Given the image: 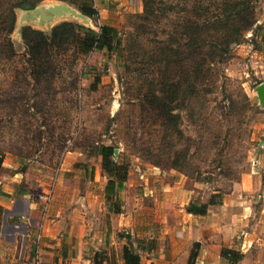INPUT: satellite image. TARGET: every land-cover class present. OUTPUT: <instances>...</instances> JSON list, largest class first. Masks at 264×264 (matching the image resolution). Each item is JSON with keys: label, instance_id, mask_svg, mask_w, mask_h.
Masks as SVG:
<instances>
[{"label": "rangeland", "instance_id": "obj_1", "mask_svg": "<svg viewBox=\"0 0 264 264\" xmlns=\"http://www.w3.org/2000/svg\"><path fill=\"white\" fill-rule=\"evenodd\" d=\"M39 1L0 0V182L31 196L51 189V198L61 187V197L71 205L75 201L81 210L89 200H99L102 206L109 202L116 215H123L125 210L132 213L139 203L144 218L152 221L160 215L153 207L157 201L171 204L185 200L173 194L175 187L182 186L191 194L188 206L205 205L206 209L209 205H225L224 209L218 208L219 214L225 216L222 224L232 229L229 244L220 251L225 264H264V111L257 106L253 92L264 82V0L197 1L207 7V14L216 7L222 9L226 3L237 4L235 10L241 12L233 26L237 42L220 52L213 45L224 37L210 31L203 33L204 60L195 82L196 93L174 106L172 113L178 115L180 136H170V142L162 140L164 127L143 98L155 89L159 77L155 73L161 67L154 61L153 46L165 37L171 23L160 20L154 25L142 20V1L149 0H108L101 14L90 8L88 0H61L71 2L77 9H92L97 28L108 26L118 32L119 49H94L79 56L71 70L77 75H68V70L56 75L51 100L40 107L31 96L33 86L13 75V67L23 68L21 59L6 58L4 45L5 38L10 40L14 6ZM155 1L154 7H176L169 16L175 24L190 15L195 2ZM136 16L142 22H137ZM13 49L16 56L24 51L22 47ZM65 59L60 65H67L72 56ZM191 65L184 64L189 69L187 75H191ZM35 109L43 110L44 121L52 115L58 135L63 134L59 151L47 133L39 141L35 139L36 125L44 122ZM101 145L118 149L114 163L123 180L114 181L111 195L105 194L107 177L96 155ZM175 152H180L182 159L177 158L173 165ZM162 193L168 196L161 198ZM91 210L89 207L83 212L94 219ZM152 233L149 231L150 236ZM123 234L119 230L114 236ZM84 237L87 244L80 257L89 260L88 264H92L94 254L102 259L101 264H118L113 246L95 250L90 246L88 230ZM64 251L67 255L75 252ZM190 257L186 264H196L197 258ZM67 262L65 259L62 264Z\"/></svg>", "mask_w": 264, "mask_h": 264}, {"label": "crops", "instance_id": "obj_2", "mask_svg": "<svg viewBox=\"0 0 264 264\" xmlns=\"http://www.w3.org/2000/svg\"><path fill=\"white\" fill-rule=\"evenodd\" d=\"M90 2L99 14L108 4V0ZM60 190L61 187L56 189L43 212V194L31 196L16 186L0 182V264H62L65 259L69 264H88L89 260L80 257L87 244L84 237L87 230L91 234L90 246L95 250L113 246L118 264H123V246L130 247L138 255L139 264H186L189 256L197 258L196 264L200 261L202 264H225L220 251L229 244L232 237L228 234L232 229L222 224L225 216L219 214L218 208L224 209V204L217 208L209 205L203 214L195 213L189 207L198 206L187 205L190 191L179 186L173 194L185 200L171 204L157 201L153 205L160 214L157 221L144 218L139 203L132 213L121 206L123 215H116L109 202L102 206L99 200H96L99 203L86 202L84 210L92 208L94 218L89 219L75 201L71 205L67 198L61 197ZM160 195L161 198L168 196ZM87 221L90 222L88 226ZM119 230L128 235V239L123 235L115 237ZM149 231L153 232L152 236ZM243 239L251 240V237ZM64 249L75 252L67 255Z\"/></svg>", "mask_w": 264, "mask_h": 264}, {"label": "trees", "instance_id": "obj_3", "mask_svg": "<svg viewBox=\"0 0 264 264\" xmlns=\"http://www.w3.org/2000/svg\"><path fill=\"white\" fill-rule=\"evenodd\" d=\"M197 1L199 2V0H195L193 3L190 15L188 17L187 15L184 16L182 22L176 24L169 21V16L174 14V9L176 10L175 6L154 7L155 0L142 1L143 14H145L143 21L146 20L154 25L160 20H166L167 23H171L165 37L158 40L160 42L157 43V46H153L154 55L156 53L154 61L161 65V69L159 68L157 70L158 73H155V75H159L155 80V89L151 90L143 98L144 102L150 107L153 117H156L164 127L162 140H168L169 142L170 136L175 134L180 136L178 115L172 113L173 109L176 108L174 106L183 104L187 97L196 93L198 76L201 74V64L204 60L202 56L203 33L208 34V31H210L216 35L221 34L224 37L220 43L213 45L219 48L220 52H225L232 42H237V30L233 27L236 23L234 21L235 18H238L241 13L235 10L237 4L226 3L224 7L222 4V9L216 7L217 9H214L213 13L207 14V7H202ZM158 3L159 5L162 4L161 2ZM34 5L19 2L14 7L30 9ZM78 10L89 16L94 23L92 17L94 11L92 9L80 7ZM135 18H137V22H142L140 16ZM136 26L139 29L141 27L140 23H137ZM244 26L246 28L248 24ZM21 35L24 44L22 54L16 56L12 43L5 38V57H8V59L14 57L21 59L20 64H22L23 68L18 70L16 66L13 67L16 72L13 75L20 77L27 86H33L30 89L32 92L31 96L39 101V103L35 101V105H40V107L42 105L45 106L44 104L51 100L50 96L54 92L53 85L56 75H61L63 71L67 72V70L68 75H77L76 72L72 74L71 70L75 67L79 56H85L94 49H104L106 52H113L119 49L118 32L108 26H99L98 33H93L77 24L60 23L51 29L49 37L27 27L22 28ZM66 56H72V61L65 66L60 65L63 61H66ZM189 62L192 64L191 75H187L189 69L184 66L185 63L189 64ZM169 66L172 67V70H169ZM169 72L171 74L175 73V75H167ZM196 81L197 83H195ZM74 83L75 81H72V86ZM37 109H35L36 113L43 112V110ZM41 117L44 121L43 113H41ZM56 128L57 126L52 121V115H50V119L46 118L44 122L36 125L37 134L35 139L39 141L41 136L47 133L48 138L52 140V144L59 151L61 148L59 144L64 139L62 137L63 134L58 135ZM113 149L111 145H101L96 148V155L100 157L103 172L107 177L104 190L106 195L112 194L114 181L123 180L122 177H118L116 163L110 159ZM177 158L182 159L180 152L174 153L172 158L173 165ZM2 162L3 153L0 152V168ZM189 210L203 214L205 205L189 207ZM123 237L128 239V235H123ZM121 258L123 264H139L138 255L128 246L122 247ZM91 262L92 264H101L102 259L97 254H94Z\"/></svg>", "mask_w": 264, "mask_h": 264}, {"label": "water", "instance_id": "obj_4", "mask_svg": "<svg viewBox=\"0 0 264 264\" xmlns=\"http://www.w3.org/2000/svg\"><path fill=\"white\" fill-rule=\"evenodd\" d=\"M13 15L14 23L10 42L15 47L24 48L21 35L24 27L39 31L46 37H49L51 29L60 23L77 24L93 33H98V28L93 24L92 19L66 1L40 0L30 9L13 8ZM253 92L257 106L264 111V82L259 83ZM259 145H262V142ZM257 151L258 147H256ZM117 153L118 149L112 150V162H115ZM23 169L24 166L20 171L22 172Z\"/></svg>", "mask_w": 264, "mask_h": 264}, {"label": "built area", "instance_id": "obj_5", "mask_svg": "<svg viewBox=\"0 0 264 264\" xmlns=\"http://www.w3.org/2000/svg\"><path fill=\"white\" fill-rule=\"evenodd\" d=\"M51 195H52V191H51V189H49L47 191V193L43 194V196H42L43 197V199H42V203H43L42 210H43V212H45V210L47 208V204L50 201ZM35 264H39V263L35 262Z\"/></svg>", "mask_w": 264, "mask_h": 264}]
</instances>
